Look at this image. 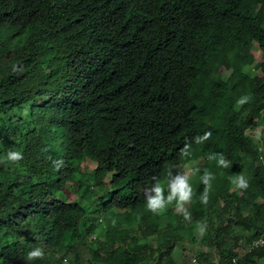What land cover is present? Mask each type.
Returning a JSON list of instances; mask_svg holds the SVG:
<instances>
[{
	"label": "trees",
	"instance_id": "16d2710c",
	"mask_svg": "<svg viewBox=\"0 0 264 264\" xmlns=\"http://www.w3.org/2000/svg\"><path fill=\"white\" fill-rule=\"evenodd\" d=\"M242 96L250 99L239 105ZM35 98L16 139L23 145L18 164L30 175L0 181V264H43L26 262L27 242L55 258L81 241L87 209L54 191L84 159L94 164L95 185L110 175L101 210L151 215L141 188L200 160L187 204L197 224L213 225L215 217L220 227L226 219L211 230L213 239L231 222L248 228L246 200L252 217L264 221V134L260 150L245 135L264 124V0H0V115ZM206 132L211 136L198 143ZM219 154L228 167L219 165ZM205 171L214 176L207 204ZM241 174L249 187L237 188V196L229 178ZM253 229L247 244L264 236L263 227ZM155 232L151 218L143 235ZM16 235L23 239L12 243ZM162 246L93 256L97 264H173L171 247ZM218 256L219 264H255L264 248L240 258L222 249Z\"/></svg>",
	"mask_w": 264,
	"mask_h": 264
},
{
	"label": "rangeland",
	"instance_id": "374dc122",
	"mask_svg": "<svg viewBox=\"0 0 264 264\" xmlns=\"http://www.w3.org/2000/svg\"><path fill=\"white\" fill-rule=\"evenodd\" d=\"M251 54L254 62L260 61L261 53L255 47L252 48ZM249 68L246 69L248 70ZM223 74L226 75L227 73L223 72ZM36 103H38V99L35 98L31 103L13 109L4 117L0 115L3 120V122H0V160L6 157V153L9 150L22 151L23 145H20L16 140L17 138H22L25 132H20V126L22 125L20 121L28 117L29 105H36ZM45 118L46 116H43L41 123H39L43 124ZM7 119L10 120V124L7 123ZM13 125H16L17 131L11 133L9 129L13 131ZM28 129H31L30 125H28ZM262 134H264V124L255 125L245 132L247 137L257 143L259 150L260 143L263 141ZM262 163H264V159ZM202 168L203 164L200 160H197L179 166L175 171L177 174L188 173L189 180H191L198 176ZM93 169L94 164L84 159L78 166H75L70 178L64 181L59 190L54 191V198L61 199L67 203H79L87 209V214L79 223L81 241H72L70 243L72 250L69 253L59 250L54 253L55 258L50 257V254L47 253L48 251H45L42 247L45 255L43 259L38 260H42L43 264H54L56 262V264H97L93 256L94 253L102 257L111 248L123 249L124 247L136 245H146V247L154 250L160 244L163 245L162 249L171 247L169 257L173 264H193V262L195 264H219L218 252L220 250L223 249L225 252L236 254L237 258H240L249 251L246 242L247 238L254 233L253 228L260 226L264 229V221H262L261 217H252L250 214L252 206L248 200L243 204L242 216L249 223V227L234 226L231 222L217 239H213L211 230L226 225L228 223L226 219H222L220 227L214 223L215 217L210 218V223L213 225L208 224L209 221H204L203 223H206V231L203 235H200L194 219L192 218L190 222L186 221L183 215L176 210L174 203L169 205L167 210L159 215L152 213L144 217L142 213H134L127 210L124 212L115 208L101 210V201L104 198L103 191L109 190L110 175H106L99 185H95L92 179ZM196 169L198 171H195ZM14 173L20 176L30 175V173H25L24 167L18 163H0V181L5 177L12 178ZM235 178H229V192L237 191V187L232 183ZM147 186L151 185L144 187ZM112 187L114 188L115 186ZM144 187L141 188L142 192ZM236 194L237 196L240 195L239 192H236ZM256 203L258 202L256 201ZM185 208L187 209V204ZM151 218L155 220L156 232L143 235L144 225L150 223ZM89 226L92 227V232L87 234L85 229ZM9 239L13 243L21 241L23 237L16 235L10 236ZM218 242L221 244L220 249L213 245ZM34 247L35 245L31 242L23 245L26 250V262H30L27 260V252ZM54 260L56 261L54 262ZM254 262L255 264H264V258L255 259Z\"/></svg>",
	"mask_w": 264,
	"mask_h": 264
},
{
	"label": "clouds",
	"instance_id": "9594fccd",
	"mask_svg": "<svg viewBox=\"0 0 264 264\" xmlns=\"http://www.w3.org/2000/svg\"><path fill=\"white\" fill-rule=\"evenodd\" d=\"M12 71H17L15 64L12 65ZM250 97L242 96L237 103L239 105H243ZM211 136L210 132H206L203 137H197V142H202L203 140L208 139ZM181 155L187 156L189 153L187 152L186 148L181 150ZM214 158V157H210ZM23 159L22 152L18 150H9L6 153V157L3 160H0V163H12L16 164ZM53 163L60 167L62 165V161H53ZM219 165H223L228 167L229 162L225 164V158L222 154H219ZM195 171H198L196 169ZM214 179V176L205 171L201 180L205 185L204 190L201 194V202L204 204L208 203L209 199V192L211 189L210 181ZM152 180L155 183H152L151 186H147L143 188V194L145 197V203L147 210L152 212L153 214H161L165 212L169 205L175 204L176 210L183 215L186 221H191L192 215L191 213L185 208V205L190 203L191 198L193 196V190L189 183V174L188 173H181L175 176L172 175V171L167 173L166 181H161L158 177L153 176ZM232 183L239 189H247L249 187L248 179L243 175H238L235 179L232 180ZM167 193V195H165ZM197 230L200 235H203L206 231V223H198ZM44 250L42 247H34L30 251L27 252V260L33 261L37 259L44 258ZM195 264V262H193Z\"/></svg>",
	"mask_w": 264,
	"mask_h": 264
},
{
	"label": "built area",
	"instance_id": "2783aa9c",
	"mask_svg": "<svg viewBox=\"0 0 264 264\" xmlns=\"http://www.w3.org/2000/svg\"><path fill=\"white\" fill-rule=\"evenodd\" d=\"M260 159V158H259ZM264 246V236H260L255 240H252L249 244H248V249L251 250L253 248H257V247H262ZM227 264H236V258H232L230 259V261Z\"/></svg>",
	"mask_w": 264,
	"mask_h": 264
}]
</instances>
